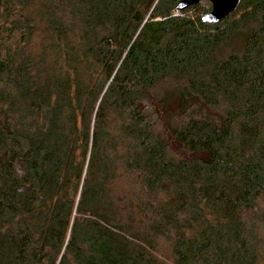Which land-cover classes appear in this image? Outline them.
I'll return each instance as SVG.
<instances>
[{"label": "trees", "instance_id": "obj_1", "mask_svg": "<svg viewBox=\"0 0 264 264\" xmlns=\"http://www.w3.org/2000/svg\"><path fill=\"white\" fill-rule=\"evenodd\" d=\"M0 0V264H264V0Z\"/></svg>", "mask_w": 264, "mask_h": 264}, {"label": "water", "instance_id": "obj_2", "mask_svg": "<svg viewBox=\"0 0 264 264\" xmlns=\"http://www.w3.org/2000/svg\"><path fill=\"white\" fill-rule=\"evenodd\" d=\"M201 0H179L176 4L177 10H182L191 5L199 3ZM211 3V8L208 12L202 15L203 22L216 23L222 18L228 16L235 11L240 0H208ZM264 195V187H263Z\"/></svg>", "mask_w": 264, "mask_h": 264}, {"label": "rangeland", "instance_id": "obj_3", "mask_svg": "<svg viewBox=\"0 0 264 264\" xmlns=\"http://www.w3.org/2000/svg\"><path fill=\"white\" fill-rule=\"evenodd\" d=\"M205 0H201L199 3H203Z\"/></svg>", "mask_w": 264, "mask_h": 264}]
</instances>
